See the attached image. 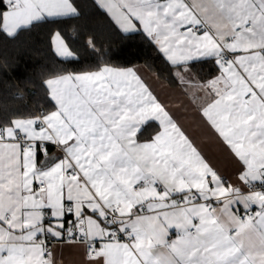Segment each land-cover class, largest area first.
Listing matches in <instances>:
<instances>
[{
    "label": "snow or ice",
    "instance_id": "1",
    "mask_svg": "<svg viewBox=\"0 0 264 264\" xmlns=\"http://www.w3.org/2000/svg\"><path fill=\"white\" fill-rule=\"evenodd\" d=\"M4 44L50 56L0 81V264H264V0H0Z\"/></svg>",
    "mask_w": 264,
    "mask_h": 264
},
{
    "label": "trees",
    "instance_id": "2",
    "mask_svg": "<svg viewBox=\"0 0 264 264\" xmlns=\"http://www.w3.org/2000/svg\"><path fill=\"white\" fill-rule=\"evenodd\" d=\"M95 25H101L102 20L93 21ZM75 26L74 21H69L65 26H60L61 31L68 39L69 44L77 50L83 48V36H77L73 32V27ZM56 27V26H51ZM50 29L45 28L43 30L46 39V34ZM101 40L105 48H111L112 51L117 50L120 47V41L116 38H109L107 36H102ZM0 52L6 53L7 58L13 62L12 66L0 69V81L7 84H15L21 89L22 94L25 96L24 100L17 101V105L20 107L25 106V100L31 101L29 93L35 90L34 85L27 82L28 77H34L33 69L37 66V62H45L46 58L50 56L47 45H41L40 51H33L28 48L19 49L13 44H4L0 46ZM87 55V53H82ZM142 63V61H141ZM5 86L4 83H0V88Z\"/></svg>",
    "mask_w": 264,
    "mask_h": 264
},
{
    "label": "crops",
    "instance_id": "3",
    "mask_svg": "<svg viewBox=\"0 0 264 264\" xmlns=\"http://www.w3.org/2000/svg\"><path fill=\"white\" fill-rule=\"evenodd\" d=\"M161 99H164L169 103V106L173 108L177 119L184 125L189 133L192 134L199 142H201L207 150L213 154H216L217 150L212 145V142L208 138L205 131L197 126L195 113L190 107L187 106V102L183 101L182 97L176 96L172 90L168 89L167 87H164L161 91ZM182 102L185 104V107H181ZM20 179L22 178L17 176L15 180L9 181V184L4 186L5 190H7V188L10 186H15V184L19 183ZM56 188H58V182ZM31 202L32 198L30 196L24 197L21 200L19 193H17L14 200L4 198L2 201H0V207H3L4 209L11 207L14 212V217H18L20 215V209L24 206V204ZM253 207L254 209L256 208V206ZM220 208H222V205L218 206V214H220L222 218L227 219L225 214L219 212ZM57 252L58 255H62L65 264H82V252L75 246L61 245L58 246Z\"/></svg>",
    "mask_w": 264,
    "mask_h": 264
}]
</instances>
